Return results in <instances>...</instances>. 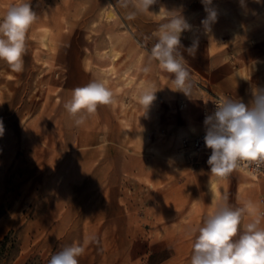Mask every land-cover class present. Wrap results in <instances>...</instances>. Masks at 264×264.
Masks as SVG:
<instances>
[{
  "label": "rangeland",
  "instance_id": "374dc122",
  "mask_svg": "<svg viewBox=\"0 0 264 264\" xmlns=\"http://www.w3.org/2000/svg\"><path fill=\"white\" fill-rule=\"evenodd\" d=\"M20 2L0 0V19ZM24 2L37 19L26 34L23 71L0 60V142L7 144L0 147V243L9 235L0 264H48L73 243L85 248L78 264H191L196 230L225 197L233 209L252 205L241 229L254 220L264 228V177L240 170L216 177L207 164L211 152L190 154L183 146L201 129L207 102L199 127L175 130L194 90L207 100L217 95L247 105L252 89L264 87V0H212L217 18L210 31L202 0H157L147 12L137 0L127 7L121 0ZM178 15L191 26L180 49L189 96L150 57L161 25ZM193 41L195 56L184 50ZM221 48L226 60L212 65L211 53ZM227 77L235 82L229 92L204 89V78ZM92 81L103 82L113 102L81 113L77 125L64 104ZM145 89L156 91L148 108L139 100ZM95 172L109 174L105 188L91 180ZM108 201L120 205L123 221L112 211L98 216L95 205Z\"/></svg>",
  "mask_w": 264,
  "mask_h": 264
},
{
  "label": "clouds",
  "instance_id": "9594fccd",
  "mask_svg": "<svg viewBox=\"0 0 264 264\" xmlns=\"http://www.w3.org/2000/svg\"><path fill=\"white\" fill-rule=\"evenodd\" d=\"M157 0H137L136 7L141 12L149 11ZM208 16L202 24L210 31L217 13L211 7L212 0H202ZM127 7V0H121ZM135 18V13L128 17ZM37 19L30 2L13 5L0 19V60L13 72L20 73L24 68L23 57L26 54V34ZM191 26L181 16L171 17L168 23L161 25L158 41L152 47L150 57L158 61L159 68L174 74L176 91L190 95L192 84L185 67L184 55L180 52L181 33ZM197 42L184 49L195 56ZM147 70V69H146ZM155 92L145 89L140 92L139 100L147 108L155 99ZM113 93L103 82L92 81L73 90L71 99L64 104L66 111L80 125L85 116L93 114L98 105H110ZM78 117V118H77ZM205 146L211 150L207 160L211 174L224 178L242 166L255 163L264 165V87L252 89L249 104L241 100L222 99L216 103V110L205 117ZM3 120L0 119V136L4 134ZM225 203L217 206L208 215L203 226L196 231L198 235L193 244L191 264H264V228L259 221L247 223L242 229L244 209H233ZM85 251L82 245L73 243L55 252L48 264H78V257Z\"/></svg>",
  "mask_w": 264,
  "mask_h": 264
},
{
  "label": "crops",
  "instance_id": "0c3cea01",
  "mask_svg": "<svg viewBox=\"0 0 264 264\" xmlns=\"http://www.w3.org/2000/svg\"><path fill=\"white\" fill-rule=\"evenodd\" d=\"M223 49H219L213 53H211L210 55V62L212 65L218 64V61L220 60H226L225 58V54L223 55ZM224 56V59H222ZM203 85H204V89L205 90H209L213 93L216 94H224L226 92H229L230 90L235 88V82L232 79V77H227V78H204L203 79ZM193 92V96L189 97L187 102H186V110L184 111L183 117L184 120H182V118L179 117L177 124L179 126H177L175 128V130H182V131H189L191 129V126L193 123H196L199 127L200 125V112H201V106H204L205 103L207 102V98L205 97V95L203 94V92L201 94H198V92H196L195 90L192 91ZM183 102H185L184 100H182ZM19 142L18 140L14 141L11 140V147H18ZM7 146V144L4 142V140H1L0 142V147H5ZM3 152V151H2ZM13 152V151H12ZM3 157V155H2ZM1 161V160H0ZM2 162V161H1ZM13 169V168H12ZM104 172V171H103ZM102 173V175H100V172H95L92 174V176H90L91 180L95 178L98 187L99 188H105L104 185H106L107 183H109V174L107 172ZM45 185V183H44ZM67 183L65 182L63 184V187H66ZM60 187H62L60 185ZM43 189H45V186H42ZM98 188V189H99ZM44 191V190H43ZM73 204H41V207H43L44 209H48V210H53V211H68V210H74L75 208L73 207ZM72 207V208H71ZM94 210V208H93ZM95 210L102 212L99 213L98 216H104L103 212L106 211H112V212H116L115 215H113V217L118 220V221H123L124 220V214H123V209L120 207V205L114 201H108V202H104L101 204H96L95 205ZM61 218L63 216H60Z\"/></svg>",
  "mask_w": 264,
  "mask_h": 264
},
{
  "label": "built area",
  "instance_id": "2783aa9c",
  "mask_svg": "<svg viewBox=\"0 0 264 264\" xmlns=\"http://www.w3.org/2000/svg\"><path fill=\"white\" fill-rule=\"evenodd\" d=\"M222 99L225 98L215 95L209 97V99L207 100V106L203 110L201 115V129L194 137L183 140V146L188 153L197 154L198 152L202 151L211 152V150L208 149L204 143V136L206 134L204 120L207 115L212 114L216 110V103ZM238 170L248 174L249 176L255 179L259 177H264V165H260L258 167L255 163H252L246 166H242Z\"/></svg>",
  "mask_w": 264,
  "mask_h": 264
},
{
  "label": "trees",
  "instance_id": "16d2710c",
  "mask_svg": "<svg viewBox=\"0 0 264 264\" xmlns=\"http://www.w3.org/2000/svg\"><path fill=\"white\" fill-rule=\"evenodd\" d=\"M8 239H9V235H7V236L3 239V241L0 243V246H1L2 249L5 247L6 243L8 242ZM2 259H3V258L0 256V260H2Z\"/></svg>",
  "mask_w": 264,
  "mask_h": 264
}]
</instances>
